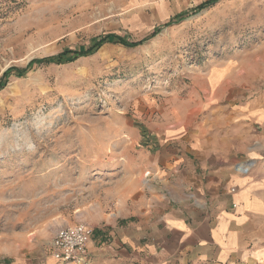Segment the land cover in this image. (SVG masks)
<instances>
[{"label":"rangeland","instance_id":"rangeland-1","mask_svg":"<svg viewBox=\"0 0 264 264\" xmlns=\"http://www.w3.org/2000/svg\"><path fill=\"white\" fill-rule=\"evenodd\" d=\"M205 1L0 0V264H61L60 227L142 211L167 133L207 129L204 79L264 76V0Z\"/></svg>","mask_w":264,"mask_h":264},{"label":"crops","instance_id":"crops-1","mask_svg":"<svg viewBox=\"0 0 264 264\" xmlns=\"http://www.w3.org/2000/svg\"><path fill=\"white\" fill-rule=\"evenodd\" d=\"M211 75L199 104L207 129L167 133L146 206L93 227L91 264H264V76L249 85L226 68Z\"/></svg>","mask_w":264,"mask_h":264},{"label":"built area","instance_id":"built-area-1","mask_svg":"<svg viewBox=\"0 0 264 264\" xmlns=\"http://www.w3.org/2000/svg\"><path fill=\"white\" fill-rule=\"evenodd\" d=\"M236 168L248 171L241 164ZM93 231V227L81 221L60 227L50 241L52 256L62 264H91L88 243Z\"/></svg>","mask_w":264,"mask_h":264},{"label":"trees","instance_id":"trees-1","mask_svg":"<svg viewBox=\"0 0 264 264\" xmlns=\"http://www.w3.org/2000/svg\"><path fill=\"white\" fill-rule=\"evenodd\" d=\"M216 1L218 0H207L205 2H202L201 4L197 5L194 9H193V12H197V11H200L204 8H206L207 6L215 3ZM182 16V15H181ZM184 16V15H183ZM177 18H180V15H177L175 17V19ZM172 23V20L168 21L165 26L169 25ZM158 31L157 30H154L152 35L151 36H154L155 34H157ZM149 38V37H148ZM148 38L146 39H143L141 41H137V42H133V41H128L125 37L123 36H120V35H117L115 33H108L106 35H104L103 37H100L94 44V47H98V46H101L102 44L106 43V42H119L127 47H133V46H136L142 42H144L145 40H147ZM92 47H88L84 50H78V51H72V50H66L62 53H59L57 54L56 56H53L51 57L50 60H58V61H63V60H72L73 57L69 56L70 53H73L74 52V55L75 56H81V55H84V54H88L90 51H92ZM19 70V69H17ZM7 72H5L3 74V76L1 77V80H0V83L2 80H4V78H6L7 76Z\"/></svg>","mask_w":264,"mask_h":264}]
</instances>
